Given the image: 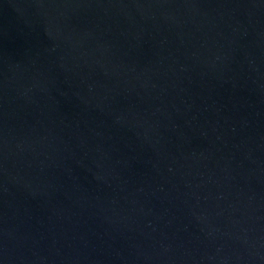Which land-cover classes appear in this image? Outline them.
Returning <instances> with one entry per match:
<instances>
[{"label":"water","instance_id":"obj_1","mask_svg":"<svg viewBox=\"0 0 264 264\" xmlns=\"http://www.w3.org/2000/svg\"><path fill=\"white\" fill-rule=\"evenodd\" d=\"M0 264H264V0H0Z\"/></svg>","mask_w":264,"mask_h":264}]
</instances>
